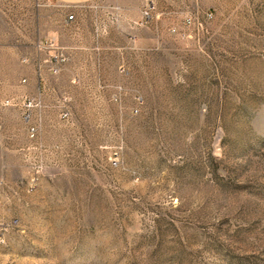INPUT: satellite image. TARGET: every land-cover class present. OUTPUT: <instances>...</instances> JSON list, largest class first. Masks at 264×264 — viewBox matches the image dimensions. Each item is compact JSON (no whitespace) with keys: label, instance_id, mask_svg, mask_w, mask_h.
Listing matches in <instances>:
<instances>
[{"label":"rangeland","instance_id":"1","mask_svg":"<svg viewBox=\"0 0 264 264\" xmlns=\"http://www.w3.org/2000/svg\"><path fill=\"white\" fill-rule=\"evenodd\" d=\"M0 4V264H264V0Z\"/></svg>","mask_w":264,"mask_h":264},{"label":"crops","instance_id":"2","mask_svg":"<svg viewBox=\"0 0 264 264\" xmlns=\"http://www.w3.org/2000/svg\"><path fill=\"white\" fill-rule=\"evenodd\" d=\"M92 1L93 0H49L51 4L61 5L63 9H70L74 11L75 13H76L75 10L79 9L82 5L92 2ZM9 14L11 16L12 12L10 11ZM3 18H4V14H2L1 12V4H0V41L2 38L1 25H2ZM11 19L15 20V16H12ZM11 19H9V22H11ZM86 21H87L86 19H82V18H79L77 21L70 22V23L63 20L62 24L63 23L65 24L62 26L61 30L52 36V39L56 40L59 43V45L62 47V52L64 56L69 57V58H75L76 56H78V54H80L79 53L80 50L86 49V47L80 46V43H79V36L82 33H84V29L82 28V25H85ZM12 25L14 26V24ZM42 55H44L47 58L45 54H42ZM71 61H73V59ZM64 62L62 64L61 71L58 75H53L47 64L39 65L35 72V84H36L37 89L39 90L43 89L47 85V82L52 79L68 78V76L65 77V75L67 74L69 75L70 72L68 71L66 65L63 66ZM30 87H33V85L31 84Z\"/></svg>","mask_w":264,"mask_h":264},{"label":"built area","instance_id":"3","mask_svg":"<svg viewBox=\"0 0 264 264\" xmlns=\"http://www.w3.org/2000/svg\"><path fill=\"white\" fill-rule=\"evenodd\" d=\"M73 15L70 14L66 17L67 22L73 21ZM36 50L38 53L45 54L47 58L43 61V64H47L49 66V69L53 75H58L61 71L62 64L64 62V55L62 52V47L59 45V43L54 39L45 40L43 43H38L36 45ZM23 63H27V58H23ZM33 101L28 100L26 109L29 110L32 108ZM67 116L66 112H62L61 117L65 118ZM24 119H28V115L26 114L24 116ZM30 132H33V129H30ZM12 225H15V222H13ZM11 226V224H6L5 228L8 229Z\"/></svg>","mask_w":264,"mask_h":264}]
</instances>
